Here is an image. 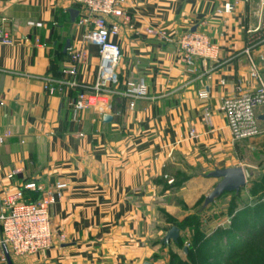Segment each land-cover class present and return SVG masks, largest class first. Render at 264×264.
Here are the masks:
<instances>
[{
	"label": "crops",
	"instance_id": "crops-1",
	"mask_svg": "<svg viewBox=\"0 0 264 264\" xmlns=\"http://www.w3.org/2000/svg\"><path fill=\"white\" fill-rule=\"evenodd\" d=\"M231 1L126 0L128 20H120L113 36L121 49L117 90L144 84L149 97L113 94L102 112L75 114L70 103L80 90L49 96L40 77L95 83L99 49L83 41L80 10L73 0H0V25L13 41L0 44V136L10 133L0 143V198L32 182L64 185L51 218L54 233L65 240L15 256L0 229V257L7 264H169L174 242L164 245L163 239L217 185L206 175L244 167L243 141L233 140L221 107L225 97L260 87L251 59L264 82V45L251 57L244 52L264 0L241 1L225 12ZM147 28L170 37L205 34L218 45V56L188 66L176 43L148 35ZM70 50L85 53L76 75L68 73ZM263 114L260 108L261 134L250 139L252 152L261 154ZM212 206L204 203L198 217ZM192 231L180 235L189 239Z\"/></svg>",
	"mask_w": 264,
	"mask_h": 264
},
{
	"label": "built area",
	"instance_id": "built-area-1",
	"mask_svg": "<svg viewBox=\"0 0 264 264\" xmlns=\"http://www.w3.org/2000/svg\"><path fill=\"white\" fill-rule=\"evenodd\" d=\"M241 1L232 0L224 9L230 12ZM80 10L78 24L85 29L83 41L93 44L99 49V65L96 81L91 86H83L74 79L46 75L40 77L44 91L49 96H62L67 90H80L70 103L75 114L98 110L102 112L108 105L113 94H121L131 99L149 97L148 88L142 84L138 89L119 92L118 67L121 49L113 40L120 33L121 22L128 17L124 5L126 0H73ZM217 12H222L217 10ZM146 33L167 42L178 45L182 60L188 66H194L199 59H216L219 47L205 34L189 31L179 37H170L165 30L147 28ZM13 41L3 25H0V44L10 45ZM264 45V4L259 13L258 25L248 31L245 53L251 57L252 51ZM72 64L68 73L76 75L77 64L85 59L82 51L70 50ZM253 76L260 81V87L244 95L225 97L222 112L234 141L254 138L261 134L258 110L264 108V82L257 73L255 63L251 59ZM39 78V77H36ZM202 98L207 97L205 91L200 92ZM194 134V133H193ZM10 136H0V143ZM173 182V181H170ZM64 185L55 187L36 182L28 183L24 188L8 192L0 198V229L2 243L10 254L15 256L33 255L51 248L56 241L63 242L65 236L56 235L52 227L51 209L58 199L63 197ZM35 192L39 197L27 199L25 192ZM225 222L221 223L224 225ZM5 264L6 258L0 257Z\"/></svg>",
	"mask_w": 264,
	"mask_h": 264
},
{
	"label": "rangeland",
	"instance_id": "rangeland-1",
	"mask_svg": "<svg viewBox=\"0 0 264 264\" xmlns=\"http://www.w3.org/2000/svg\"><path fill=\"white\" fill-rule=\"evenodd\" d=\"M250 139L242 140L240 158L248 174L246 186L239 196L223 194L215 201L218 205L213 202L210 205L215 206L207 214L196 218L202 240L193 250L199 264H264V154L252 152ZM205 200L194 208V213L202 209ZM178 253L179 257L169 253V264L187 259L185 252Z\"/></svg>",
	"mask_w": 264,
	"mask_h": 264
},
{
	"label": "water",
	"instance_id": "water-1",
	"mask_svg": "<svg viewBox=\"0 0 264 264\" xmlns=\"http://www.w3.org/2000/svg\"><path fill=\"white\" fill-rule=\"evenodd\" d=\"M111 118L112 117L109 115L104 116L105 121H110ZM259 119L264 120V114ZM206 176L208 178L219 179L220 181L214 187L212 192L206 197L205 206L212 204L225 193L239 194L241 189H243L248 182V174L244 169V167L242 166L216 169L208 173ZM180 236H181L180 229L174 225L167 232L166 236L163 239V243L165 245L171 242L177 243L180 239ZM185 251H187V248H185ZM144 264H151V263L147 261Z\"/></svg>",
	"mask_w": 264,
	"mask_h": 264
},
{
	"label": "trees",
	"instance_id": "trees-1",
	"mask_svg": "<svg viewBox=\"0 0 264 264\" xmlns=\"http://www.w3.org/2000/svg\"><path fill=\"white\" fill-rule=\"evenodd\" d=\"M235 194L236 196H239V194L237 193ZM198 214H199L198 212L191 213L187 215V217L183 219L181 222H178V221L174 222V225L177 226L180 230H186L187 228H190L193 230L192 236L189 239L184 240L180 236L179 241L177 243H174V248L170 250L173 257L175 256L179 257V253H178L179 250L185 252V257L187 259L185 261L182 259H179L180 261L177 264H199L200 263L199 260L197 259L198 257L194 255V250H193L202 240L201 232L196 227V221H197L196 218H198ZM185 241L189 243V245L187 244L188 247H186ZM185 248H187V251H185Z\"/></svg>",
	"mask_w": 264,
	"mask_h": 264
}]
</instances>
